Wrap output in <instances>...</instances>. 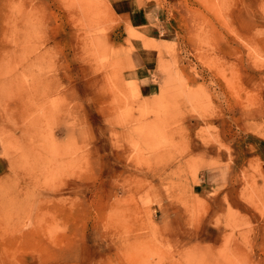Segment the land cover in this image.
I'll use <instances>...</instances> for the list:
<instances>
[{
  "label": "rangeland",
  "instance_id": "rangeland-1",
  "mask_svg": "<svg viewBox=\"0 0 264 264\" xmlns=\"http://www.w3.org/2000/svg\"><path fill=\"white\" fill-rule=\"evenodd\" d=\"M0 264H264V0H0Z\"/></svg>",
  "mask_w": 264,
  "mask_h": 264
},
{
  "label": "crops",
  "instance_id": "crops-1",
  "mask_svg": "<svg viewBox=\"0 0 264 264\" xmlns=\"http://www.w3.org/2000/svg\"><path fill=\"white\" fill-rule=\"evenodd\" d=\"M123 11L121 12V16L125 20L126 28L134 30L139 35V38L133 42L139 46L140 52L151 51V49L149 50L144 47L145 42L159 43L160 46L170 43L167 40L161 39V37L168 35V25H166V22L160 21L162 18L159 19V13L153 12L152 8L149 9L146 5L143 7L134 6L129 3L127 4V11Z\"/></svg>",
  "mask_w": 264,
  "mask_h": 264
},
{
  "label": "bare ground",
  "instance_id": "bare-ground-1",
  "mask_svg": "<svg viewBox=\"0 0 264 264\" xmlns=\"http://www.w3.org/2000/svg\"><path fill=\"white\" fill-rule=\"evenodd\" d=\"M257 115V114H256ZM258 116V115H257Z\"/></svg>",
  "mask_w": 264,
  "mask_h": 264
}]
</instances>
